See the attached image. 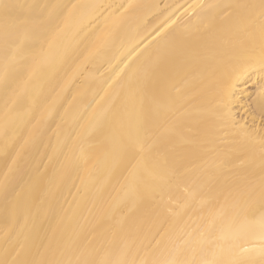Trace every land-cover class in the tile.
<instances>
[{
	"label": "bare ground",
	"instance_id": "1",
	"mask_svg": "<svg viewBox=\"0 0 264 264\" xmlns=\"http://www.w3.org/2000/svg\"><path fill=\"white\" fill-rule=\"evenodd\" d=\"M259 4L0 0V264H264Z\"/></svg>",
	"mask_w": 264,
	"mask_h": 264
},
{
	"label": "snow or ice",
	"instance_id": "2",
	"mask_svg": "<svg viewBox=\"0 0 264 264\" xmlns=\"http://www.w3.org/2000/svg\"><path fill=\"white\" fill-rule=\"evenodd\" d=\"M11 6L8 4H4L3 8L5 11H7ZM251 7L256 8L259 7L260 11L258 13V17L260 19V31H261V37L262 40H264V0H260V4L257 5H252ZM260 64L262 67H264V54H262L260 58ZM257 104L264 109V92H261L259 97L257 98ZM260 228L262 233H264V214H262L261 219H260ZM262 239H264V236H262Z\"/></svg>",
	"mask_w": 264,
	"mask_h": 264
}]
</instances>
